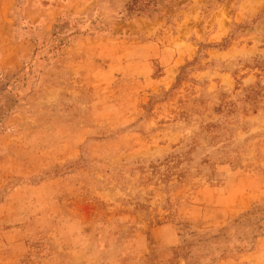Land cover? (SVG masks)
<instances>
[{
  "label": "rangeland",
  "instance_id": "1",
  "mask_svg": "<svg viewBox=\"0 0 264 264\" xmlns=\"http://www.w3.org/2000/svg\"><path fill=\"white\" fill-rule=\"evenodd\" d=\"M0 0V264H264V0Z\"/></svg>",
  "mask_w": 264,
  "mask_h": 264
},
{
  "label": "trees",
  "instance_id": "2",
  "mask_svg": "<svg viewBox=\"0 0 264 264\" xmlns=\"http://www.w3.org/2000/svg\"><path fill=\"white\" fill-rule=\"evenodd\" d=\"M160 0H128L126 3V10L128 12L137 11L140 14H147L153 11L154 6Z\"/></svg>",
  "mask_w": 264,
  "mask_h": 264
}]
</instances>
